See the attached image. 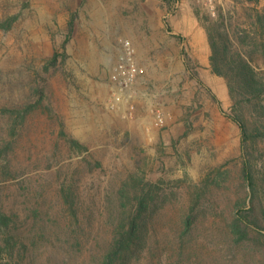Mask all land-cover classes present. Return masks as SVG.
<instances>
[{
	"label": "rangeland",
	"instance_id": "374dc122",
	"mask_svg": "<svg viewBox=\"0 0 264 264\" xmlns=\"http://www.w3.org/2000/svg\"><path fill=\"white\" fill-rule=\"evenodd\" d=\"M263 8L264 0H0L10 26L0 29V209L13 219L9 238L0 230L3 264H104L141 196L147 209L120 264H264V137L251 150L260 225L240 240L231 223L239 203L252 204L242 131L226 114L231 95L199 62L194 26L208 37L225 13L228 45L245 53ZM261 37L254 57L264 73ZM128 41L133 64L123 62ZM255 110L243 106L260 123Z\"/></svg>",
	"mask_w": 264,
	"mask_h": 264
},
{
	"label": "trees",
	"instance_id": "16d2710c",
	"mask_svg": "<svg viewBox=\"0 0 264 264\" xmlns=\"http://www.w3.org/2000/svg\"><path fill=\"white\" fill-rule=\"evenodd\" d=\"M261 0H247L249 3H259ZM252 27L255 36L252 40L246 42V52L238 46L236 52L228 45L229 35V17L223 12L219 13L218 18L206 26L209 43L211 46V70L213 73L225 78L230 95L233 100L231 113L226 112L227 116L234 120L242 131V152H243V173L248 183L249 192L252 198V204L246 208L242 204L237 205V212L231 223L233 231L239 236L240 240L245 239L248 234V228L260 223L257 220L255 200L258 193V172L253 161L252 144L256 138L264 137V120L260 123L250 122V119L243 113L245 104H252L255 111L262 112L264 115V73L258 69L257 60L254 57L259 48L261 49V36L264 34V8L257 10L253 15ZM10 26L5 22H0V29H8ZM263 49V48H262ZM185 54V63L195 78L201 81L198 71L194 70L190 63V55ZM246 54V55H245ZM236 55V56H235ZM58 54L53 57L56 62ZM217 97V96H215ZM216 99V98H215ZM263 117V116H262ZM72 144L83 148L78 140L72 139ZM148 202L146 197L141 196L138 212L132 217L123 220L120 230H117L111 247L105 254L104 264H120L124 254L129 251L134 244V239L139 231L142 212L147 209ZM254 212V221H247V213ZM12 215L0 209V230L6 237L13 233L11 224ZM255 222V223H254ZM0 264H3L0 258Z\"/></svg>",
	"mask_w": 264,
	"mask_h": 264
},
{
	"label": "crops",
	"instance_id": "0c3cea01",
	"mask_svg": "<svg viewBox=\"0 0 264 264\" xmlns=\"http://www.w3.org/2000/svg\"><path fill=\"white\" fill-rule=\"evenodd\" d=\"M195 25L197 26L196 28H199L196 34H198L200 36V39H199V41H197V44L195 47L201 46L202 49L204 50V54H202V56L198 55V59H200L199 62H200V64H202L203 66L208 68V71L210 72V74L219 83L220 88L222 89V92L226 95L228 101H230L229 100L230 99L229 88H228V85L226 83L225 78L213 73L211 70V63H210L211 46H210L208 37L206 36V31H205L204 27H201V26L198 27V22L196 20L194 21V26ZM228 105H230V102L228 103Z\"/></svg>",
	"mask_w": 264,
	"mask_h": 264
},
{
	"label": "built area",
	"instance_id": "2783aa9c",
	"mask_svg": "<svg viewBox=\"0 0 264 264\" xmlns=\"http://www.w3.org/2000/svg\"><path fill=\"white\" fill-rule=\"evenodd\" d=\"M125 46H126L127 51H126V55L123 59V62L128 61L129 63L133 64L134 60L132 59L133 58L132 55L134 53V48L129 41L126 42ZM123 62L116 67L117 70H121L124 67ZM116 78L118 79L119 76L116 75ZM134 78H135V73L133 71H129L128 74H125V79L133 81ZM120 83H122V79H121ZM157 122L161 125H164V123H165V117L163 116V114L161 112H159L157 114Z\"/></svg>",
	"mask_w": 264,
	"mask_h": 264
}]
</instances>
